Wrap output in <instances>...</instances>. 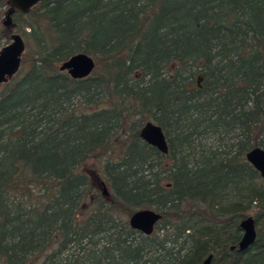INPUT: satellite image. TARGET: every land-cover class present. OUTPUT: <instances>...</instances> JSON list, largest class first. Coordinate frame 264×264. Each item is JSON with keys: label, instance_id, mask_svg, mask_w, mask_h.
<instances>
[{"label": "trees", "instance_id": "16d2710c", "mask_svg": "<svg viewBox=\"0 0 264 264\" xmlns=\"http://www.w3.org/2000/svg\"><path fill=\"white\" fill-rule=\"evenodd\" d=\"M14 31L28 44L0 89V264H264V178L245 158L264 149V0H0V48ZM76 53L86 78L59 69ZM138 209L161 215L150 234L128 223Z\"/></svg>", "mask_w": 264, "mask_h": 264}, {"label": "water", "instance_id": "95a60500", "mask_svg": "<svg viewBox=\"0 0 264 264\" xmlns=\"http://www.w3.org/2000/svg\"><path fill=\"white\" fill-rule=\"evenodd\" d=\"M41 1L44 0H8L12 9L22 13H27ZM12 12V10L8 12L7 21H10L9 15ZM9 40L0 48V89L2 84L7 83L20 70L26 47L25 40L19 32H12ZM94 68V59L85 53L73 54L59 66L61 71H66L74 79L88 77ZM139 136L145 143L155 147L159 152L163 154L168 152L165 134L161 126L153 121H147L143 124ZM245 158L259 172L261 177H264V149L258 146L253 147L246 153ZM102 190L104 194H107L105 186ZM160 217L161 215L154 210L138 209L129 216L128 223L131 228L149 234L154 230V226ZM239 227L242 230V235L237 243V248L244 250L254 242L256 237L254 218L251 216L246 217L240 222ZM212 259L213 252H208L199 264H213Z\"/></svg>", "mask_w": 264, "mask_h": 264}, {"label": "rangeland", "instance_id": "374dc122", "mask_svg": "<svg viewBox=\"0 0 264 264\" xmlns=\"http://www.w3.org/2000/svg\"><path fill=\"white\" fill-rule=\"evenodd\" d=\"M24 40H25V44L27 46L28 41H27V39H25V37H24ZM9 41L10 40H8L7 43ZM204 143H205V146L211 147V148L217 150V152L220 154V153H222V151H227L228 150V148H229L228 146L230 144V140L228 138L221 139L220 137H218L215 134H208L206 136V138L204 139Z\"/></svg>", "mask_w": 264, "mask_h": 264}, {"label": "flooded vegetation", "instance_id": "af4514ba", "mask_svg": "<svg viewBox=\"0 0 264 264\" xmlns=\"http://www.w3.org/2000/svg\"><path fill=\"white\" fill-rule=\"evenodd\" d=\"M162 130H163V129H162ZM163 132H164V131H163ZM165 137H166V136H165ZM167 145H168V144H167ZM150 146H151V145H150ZM152 147H153V146H152ZM154 148H155V147H154ZM160 153H161V152H160ZM162 154H163V153H162ZM263 178H264V177H263ZM159 214H160V213H159ZM160 218H161V217H160ZM156 224H157V223H156ZM156 224H155V225H156ZM154 228H155V226H154ZM153 231H154V230H153ZM149 234H150V233H149Z\"/></svg>", "mask_w": 264, "mask_h": 264}]
</instances>
